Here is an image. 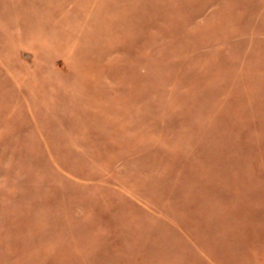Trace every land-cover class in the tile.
<instances>
[{"label":"rangeland","instance_id":"rangeland-1","mask_svg":"<svg viewBox=\"0 0 264 264\" xmlns=\"http://www.w3.org/2000/svg\"><path fill=\"white\" fill-rule=\"evenodd\" d=\"M0 264H264V0H0Z\"/></svg>","mask_w":264,"mask_h":264}]
</instances>
